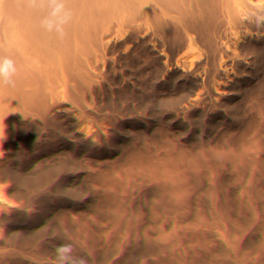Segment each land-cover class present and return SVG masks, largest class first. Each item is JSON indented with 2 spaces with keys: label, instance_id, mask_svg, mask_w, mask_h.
I'll use <instances>...</instances> for the list:
<instances>
[{
  "label": "trees",
  "instance_id": "16d2710c",
  "mask_svg": "<svg viewBox=\"0 0 264 264\" xmlns=\"http://www.w3.org/2000/svg\"><path fill=\"white\" fill-rule=\"evenodd\" d=\"M0 264H264V0H0Z\"/></svg>",
  "mask_w": 264,
  "mask_h": 264
},
{
  "label": "clouds",
  "instance_id": "9594fccd",
  "mask_svg": "<svg viewBox=\"0 0 264 264\" xmlns=\"http://www.w3.org/2000/svg\"><path fill=\"white\" fill-rule=\"evenodd\" d=\"M16 72L15 63L8 57H0V83L12 84V77ZM72 249L68 245L61 246L57 249V264H75L70 262L69 254ZM82 264V262H81Z\"/></svg>",
  "mask_w": 264,
  "mask_h": 264
}]
</instances>
